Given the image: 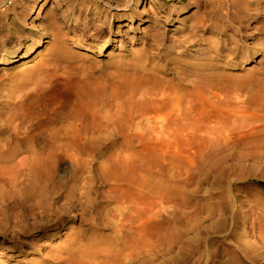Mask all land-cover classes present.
Masks as SVG:
<instances>
[{"label":"rangeland","instance_id":"rangeland-1","mask_svg":"<svg viewBox=\"0 0 264 264\" xmlns=\"http://www.w3.org/2000/svg\"><path fill=\"white\" fill-rule=\"evenodd\" d=\"M42 3L0 0V61L30 52L40 40L28 65L0 66V170L15 149L43 155L50 146L56 170L45 197L70 195L68 227L82 242L95 239L87 253L97 264H111L104 261L111 247L119 251L113 264H264V114L247 124L228 125L230 133L216 139L155 136L153 118L161 112H154L134 88L158 85L127 60L150 40L154 24L146 16L159 17L163 34L152 46L153 60H177L185 40L192 50L208 48L212 41L216 47L238 41L249 47L250 57L234 73L253 74L264 66V0H144L138 7L148 10L141 13L143 21L114 23L113 31L120 33L94 55L69 40L56 52L51 32L58 26L73 37L60 14L93 9L97 3L103 7L104 0ZM40 7L38 19L24 14ZM42 27L44 36L38 33ZM121 34L134 38L119 43ZM66 51L72 56H64ZM117 55L126 57L125 64L112 61ZM82 65L95 71L93 77L80 71ZM28 66L38 73L27 75ZM88 78L98 82L92 93L73 90L77 97L67 98L53 92L62 82L86 83ZM110 88L116 90L112 104L107 101ZM61 173L65 187L58 182ZM0 191L9 194L7 188ZM80 197L82 205L77 204ZM38 235L17 240L28 244ZM61 241L62 236L54 243ZM1 242L0 264L35 257L27 246Z\"/></svg>","mask_w":264,"mask_h":264},{"label":"bare ground","instance_id":"bare-ground-1","mask_svg":"<svg viewBox=\"0 0 264 264\" xmlns=\"http://www.w3.org/2000/svg\"><path fill=\"white\" fill-rule=\"evenodd\" d=\"M47 1L44 0V3ZM133 1L104 0L103 7L97 3L93 9H69L70 13L60 14L73 28V37L68 39L67 33L56 26L51 32L56 52L60 53L61 42L69 40V44L77 46L80 50L85 49L90 55L95 52L102 53L116 39L112 35L120 33L113 31L114 23L129 26L143 21L141 13L148 10L140 11L138 7L144 5V0H135V4H132ZM41 7L25 9L24 14H29L32 20L38 19L42 14ZM161 11L162 9L156 12ZM165 14H169V10ZM146 17L149 18L148 22L154 24L149 34L150 40L148 44H143V47L133 49L127 60L134 62L141 77L153 78L158 85L156 89L141 84L134 88L138 95L147 97L154 112H161L155 116L158 119L153 118L158 125L152 131L155 136L185 141L216 139L230 133L228 125L247 124L264 114V66L253 74L234 73L241 72L243 64L248 61L249 47L238 41H233L232 45L223 44L216 47L217 43L212 41L208 48L192 50L190 42L185 40L180 42V49L176 52L179 58L173 62L171 59L163 60L162 63L153 60L154 54H151L152 46L163 34L159 17ZM38 33L46 35L43 33V27ZM133 38H125L121 34L118 42L123 43ZM39 44L40 40L30 52L1 60L0 66L28 65L34 60ZM192 47H195L194 43ZM66 53L64 56H72L67 51ZM125 59V56L117 55L112 61L125 64ZM250 59L251 62L254 61V56ZM83 70L93 77L94 70L82 65L80 71ZM37 71L38 69L30 66L25 69L29 76L37 74ZM157 73L161 74L162 78L158 79ZM83 80L62 82L53 87V92L71 98L77 97L75 91L86 90L92 93L98 87L95 78H88L86 83ZM244 81L249 83L245 84ZM63 86L64 89L61 90L59 87ZM110 89L112 91L108 90L107 101L112 104L116 99V90ZM125 94L133 95L130 91ZM55 170V158L50 146L43 155L34 150L20 149L8 154L7 166L0 170V188H7L9 191L7 195L0 191V247L1 241H4V245L11 247L30 248L36 258H28L25 255L22 260H17L19 264H97L94 255L87 253L95 239L82 242L79 235L73 234L72 229L68 227V218L72 211L70 195L45 197L48 185L52 184L51 173ZM57 177L58 182L63 183V173L57 174ZM63 186L65 187L64 183ZM78 199L77 204L82 205L83 198ZM40 200L43 201L42 204H38ZM37 205L39 207H35ZM146 223L147 219L144 220L143 226H146ZM61 231L64 232L63 235ZM33 233H38L42 238L38 240L37 236L29 240L28 244L18 242L17 239H30ZM61 236L62 241L54 243V240ZM46 241L50 244H45ZM108 252L104 261L113 264L119 260L117 248L111 247Z\"/></svg>","mask_w":264,"mask_h":264}]
</instances>
